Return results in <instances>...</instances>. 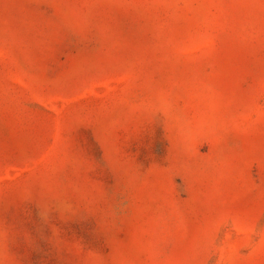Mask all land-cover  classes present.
I'll return each instance as SVG.
<instances>
[{
  "label": "rangeland",
  "instance_id": "rangeland-1",
  "mask_svg": "<svg viewBox=\"0 0 264 264\" xmlns=\"http://www.w3.org/2000/svg\"><path fill=\"white\" fill-rule=\"evenodd\" d=\"M0 264H264V0H0Z\"/></svg>",
  "mask_w": 264,
  "mask_h": 264
}]
</instances>
